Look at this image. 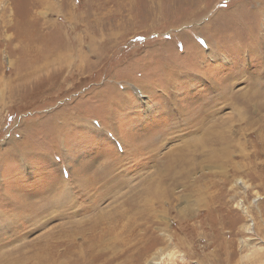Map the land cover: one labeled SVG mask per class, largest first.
I'll list each match as a JSON object with an SVG mask.
<instances>
[{"label": "rangeland", "instance_id": "rangeland-1", "mask_svg": "<svg viewBox=\"0 0 264 264\" xmlns=\"http://www.w3.org/2000/svg\"><path fill=\"white\" fill-rule=\"evenodd\" d=\"M0 223V264H264V0H0Z\"/></svg>", "mask_w": 264, "mask_h": 264}, {"label": "bare ground", "instance_id": "bare-ground-1", "mask_svg": "<svg viewBox=\"0 0 264 264\" xmlns=\"http://www.w3.org/2000/svg\"><path fill=\"white\" fill-rule=\"evenodd\" d=\"M84 126V125H83ZM1 224V226H0V228H3V225H2V223H0ZM49 259V258H48Z\"/></svg>", "mask_w": 264, "mask_h": 264}]
</instances>
